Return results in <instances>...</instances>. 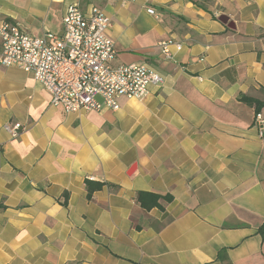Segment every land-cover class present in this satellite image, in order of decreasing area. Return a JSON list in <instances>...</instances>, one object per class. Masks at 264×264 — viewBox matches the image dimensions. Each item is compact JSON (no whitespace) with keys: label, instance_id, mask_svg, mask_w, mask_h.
Masks as SVG:
<instances>
[{"label":"crops","instance_id":"crops-1","mask_svg":"<svg viewBox=\"0 0 264 264\" xmlns=\"http://www.w3.org/2000/svg\"><path fill=\"white\" fill-rule=\"evenodd\" d=\"M72 4L112 18L115 65L165 82L68 113L0 63V264H264V137L241 100L264 101V0H0V26L61 34ZM142 191L172 200L146 210Z\"/></svg>","mask_w":264,"mask_h":264},{"label":"built area","instance_id":"built-area-1","mask_svg":"<svg viewBox=\"0 0 264 264\" xmlns=\"http://www.w3.org/2000/svg\"><path fill=\"white\" fill-rule=\"evenodd\" d=\"M148 12L155 13L152 8ZM111 28L110 16L95 5L89 9L70 5L61 34L46 30L37 36L6 21L0 26V63L33 74L49 92L51 104L68 113L117 111L120 97L141 99L151 86H161L165 79L146 62L115 65L117 49ZM158 48L164 61H175L183 43L166 38ZM255 125L264 137L262 112L256 113ZM20 127L14 123L6 129L17 136Z\"/></svg>","mask_w":264,"mask_h":264},{"label":"trees","instance_id":"trees-1","mask_svg":"<svg viewBox=\"0 0 264 264\" xmlns=\"http://www.w3.org/2000/svg\"><path fill=\"white\" fill-rule=\"evenodd\" d=\"M241 100L249 105H254L256 107V112H260V110L264 107V101H260L257 98L243 95L241 97ZM87 189L89 196L91 194L103 187V183L100 182H93L91 180L86 181ZM164 199L166 201H171L172 196L171 195H161L154 192H146L142 191L139 193L138 201L140 202L141 206L146 210H151L155 207L162 208V205L160 203V200ZM260 233L264 236V223L260 226L259 229Z\"/></svg>","mask_w":264,"mask_h":264},{"label":"rangeland","instance_id":"rangeland-1","mask_svg":"<svg viewBox=\"0 0 264 264\" xmlns=\"http://www.w3.org/2000/svg\"><path fill=\"white\" fill-rule=\"evenodd\" d=\"M73 5V4H72ZM77 5H79L82 9H83V7L80 5V4H77ZM92 6V5H91ZM100 8V7H99ZM103 10V9H102ZM104 11V10H103ZM105 12V11H104ZM111 18V17H110ZM111 20H112V18H111ZM112 26H113V20H112Z\"/></svg>","mask_w":264,"mask_h":264},{"label":"water","instance_id":"water-1","mask_svg":"<svg viewBox=\"0 0 264 264\" xmlns=\"http://www.w3.org/2000/svg\"><path fill=\"white\" fill-rule=\"evenodd\" d=\"M231 26V25H230Z\"/></svg>","mask_w":264,"mask_h":264}]
</instances>
